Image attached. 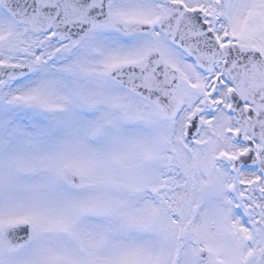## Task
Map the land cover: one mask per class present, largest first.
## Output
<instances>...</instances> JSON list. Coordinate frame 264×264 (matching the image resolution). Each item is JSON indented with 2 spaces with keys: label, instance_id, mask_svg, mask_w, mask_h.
<instances>
[{
  "label": "snow or ice",
  "instance_id": "1",
  "mask_svg": "<svg viewBox=\"0 0 264 264\" xmlns=\"http://www.w3.org/2000/svg\"><path fill=\"white\" fill-rule=\"evenodd\" d=\"M0 264H264V0H0Z\"/></svg>",
  "mask_w": 264,
  "mask_h": 264
}]
</instances>
